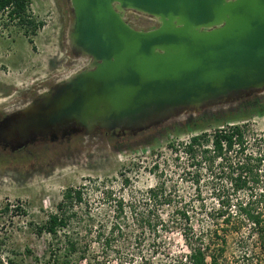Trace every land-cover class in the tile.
Here are the masks:
<instances>
[{"label": "water", "instance_id": "water-1", "mask_svg": "<svg viewBox=\"0 0 264 264\" xmlns=\"http://www.w3.org/2000/svg\"><path fill=\"white\" fill-rule=\"evenodd\" d=\"M67 45L88 62L36 98L3 135L69 127L139 131L264 93V0H66ZM135 12L156 25L139 29Z\"/></svg>", "mask_w": 264, "mask_h": 264}, {"label": "rangeland", "instance_id": "rangeland-1", "mask_svg": "<svg viewBox=\"0 0 264 264\" xmlns=\"http://www.w3.org/2000/svg\"><path fill=\"white\" fill-rule=\"evenodd\" d=\"M30 9L43 23L32 42L20 28L5 27L0 20V110L20 102L27 104L37 93L88 62L67 45L66 0H30ZM126 20L139 29L156 25L153 19L132 11L126 13ZM239 99L189 111L135 132L99 129L84 134L82 130L65 129L33 141L20 152L0 151V264H24L26 248L42 258L50 236L37 235L29 223H41L54 211L68 186H107L129 201L163 181L175 201L194 206L205 201L211 205V180L202 175L197 183L193 173L183 171L179 150L191 133L185 129L174 131L175 124L182 126L199 110L226 109ZM248 122L250 143L254 138L264 139V114L254 115ZM90 190V197L97 200L99 191ZM169 211L166 208L162 212L165 218ZM75 229L80 239L83 230L77 226ZM93 234L85 240L88 245L84 258L76 261L74 257L72 264H171L168 253L187 252L179 228L169 230L159 247L148 235L141 239L121 236L104 245ZM238 238L233 234L227 238L226 264H243ZM259 259L264 264V254L260 253Z\"/></svg>", "mask_w": 264, "mask_h": 264}, {"label": "trees", "instance_id": "trees-1", "mask_svg": "<svg viewBox=\"0 0 264 264\" xmlns=\"http://www.w3.org/2000/svg\"><path fill=\"white\" fill-rule=\"evenodd\" d=\"M0 20L5 27L20 28L30 42L43 25L32 14L30 0H0ZM200 111L182 126L175 124L174 131L191 133L179 150L183 171L193 173L197 183L202 175L211 180V205L179 203L163 181L129 201L107 186H68L54 211L41 223H29L37 235L47 234L50 239L42 258L26 248L24 264H36L39 259L40 264H72L74 257L79 261L92 232L104 245L121 236L141 239L148 235L159 247L172 228L180 229L187 252L168 253L171 264H226L231 234L239 236L243 264H260V253L264 254V139L254 138L250 143L247 131L248 119L264 114V94L243 96L226 109ZM89 190L99 191L97 200ZM94 201L96 206H92ZM166 208L170 211L165 218ZM75 226L83 230L82 241Z\"/></svg>", "mask_w": 264, "mask_h": 264}, {"label": "flooded vegetation", "instance_id": "flooded-vegetation-1", "mask_svg": "<svg viewBox=\"0 0 264 264\" xmlns=\"http://www.w3.org/2000/svg\"><path fill=\"white\" fill-rule=\"evenodd\" d=\"M155 24H156V22H155ZM37 94H36V96H37ZM23 108H24V102H22V103L20 102L18 104H14V105H12L9 108H6L4 110H0V151L3 150V151H7L9 154H14L16 152H20V151L26 149V147L30 143H33V141H35L37 139L46 138L51 134L60 133L62 130H65V129H75V128H72L71 126H69V127L61 128L58 132H55L53 130V131L49 132L47 135L37 136L34 139L29 138L28 142H26V143H24V140H21L22 142H20V140H15L12 137H7V136L3 135V132L1 130L3 123L8 122V121L10 122L11 118H14ZM114 131L122 132L118 128L115 129Z\"/></svg>", "mask_w": 264, "mask_h": 264}, {"label": "bare ground", "instance_id": "bare-ground-1", "mask_svg": "<svg viewBox=\"0 0 264 264\" xmlns=\"http://www.w3.org/2000/svg\"><path fill=\"white\" fill-rule=\"evenodd\" d=\"M67 76H68V75H67ZM67 76H66V77H67ZM62 79H63V78H62Z\"/></svg>", "mask_w": 264, "mask_h": 264}]
</instances>
